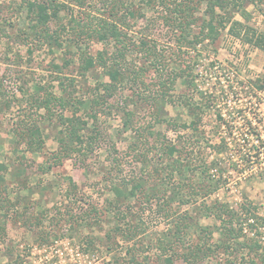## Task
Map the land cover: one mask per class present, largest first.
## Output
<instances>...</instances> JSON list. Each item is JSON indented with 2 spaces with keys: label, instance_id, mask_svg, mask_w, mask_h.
I'll list each match as a JSON object with an SVG mask.
<instances>
[{
  "label": "rangeland",
  "instance_id": "374dc122",
  "mask_svg": "<svg viewBox=\"0 0 264 264\" xmlns=\"http://www.w3.org/2000/svg\"><path fill=\"white\" fill-rule=\"evenodd\" d=\"M59 1L70 6L68 11L65 9L60 13L64 22H67L72 10L78 13L81 9L74 6L75 0ZM21 2L0 0V107L3 108L5 101L12 99L10 108L0 113V163L8 167L6 170L0 168V174L6 178L0 182V225L7 213L6 229L0 233V264H188L184 246L178 244L175 249H169L175 240L173 220L181 218L178 213L188 211L194 217L195 227L186 238L190 243L199 240L201 227L214 229L213 237L207 240L209 243L218 241L216 229L219 221L205 210V204L221 201L238 209L244 199L249 198L264 215V153L256 157L254 167L241 165L237 159L249 148L264 150V50L234 37L228 28L221 32L216 41L206 39L196 47L189 48L188 55L196 63L194 74L199 90L190 89L188 93L195 97L213 96V106L203 116L206 136L211 143H219L222 136L226 139L220 154L213 151L206 140L201 141L198 144L200 156L207 153L210 160L218 159L220 164L213 166L212 173L219 176L216 169L219 170L220 165L223 172L219 189L209 196L199 195L196 201L188 204L179 203L178 196L173 197L170 201L175 210L171 214L161 208L169 200L167 197L171 191L166 195L157 191L163 189L161 182L165 184L167 177L164 165L160 164V151L155 146L147 149L145 144L146 137L147 141L155 144V139H160V135L153 136L144 131L140 136L134 129L125 130L123 126L124 116L120 107L125 97L133 94L141 85L130 83L122 87L110 99L113 106L104 108L96 120L87 116L81 108L80 113L89 119V127L92 128L96 121L99 128L98 134L90 128L86 131L88 136L93 134L95 137L93 149L86 157L75 155L66 159L50 172H42L39 166L58 147L54 120L50 122L45 118V121L39 122L40 134L46 143L39 153L23 152L9 134L22 111L36 113L31 106V94L38 86L54 87L59 92L56 75H76L79 83L76 96L79 98H85L95 84L108 79L95 71L82 76L78 72L79 60L75 53L69 54L64 48L49 47L46 43L38 42L33 35L26 38L24 30L28 22ZM95 2L97 7L103 9L102 0ZM132 5L143 16L136 14V18H131L127 15L132 25L128 32L133 44L125 63H142L146 66L144 79L146 84H150L149 89L146 88L148 93L154 87V77L158 71L154 73L148 59L141 56V40L157 46L158 59L163 64L176 58L180 48L176 42L177 35L158 18L157 9L144 6L141 0L134 1ZM205 7L203 4L196 13L198 23ZM248 12L250 18L247 23L264 33V0L249 4ZM236 19L244 21L240 16H236ZM55 25L51 24L53 28ZM194 29L199 31L198 24ZM86 47L95 54L103 48V44L91 42ZM182 48L186 50L184 44ZM181 51L183 53L184 50ZM184 89L178 83L176 91L179 93ZM150 108L145 106L140 109L134 124L146 127L150 120ZM166 109L165 122L156 124L152 129L159 132L161 138H172L175 142L177 133L170 129L167 121L174 118L179 124L189 123L191 116L182 105L171 104ZM39 113L43 115L44 110ZM219 113L223 120L219 118ZM256 132L261 135L258 142L255 140ZM178 146H173L175 154ZM252 153H255L254 149ZM114 155L121 157L119 165H114ZM153 167H157V171L154 169L156 173ZM150 169L154 175L145 187L151 191V201L143 200V196L136 198V201L133 199L130 204L132 212L123 218H115L116 208L111 203L115 200L111 186L113 182L120 184L118 177L133 176ZM70 178L76 183L77 190L68 198ZM142 182L145 183L144 180ZM5 197L9 200V211H5ZM90 209L93 215L81 217L85 216L84 210ZM42 211L48 214L44 215V219L42 217L43 225L40 229L30 227L31 219H36ZM117 226H121V230H117ZM261 236L264 245V229ZM161 238L166 242L164 248L160 245ZM261 253L264 251L260 250ZM243 255L238 256L239 261ZM213 257L214 262L236 258L234 254L219 251ZM170 259L172 262H169Z\"/></svg>",
  "mask_w": 264,
  "mask_h": 264
},
{
  "label": "trees",
  "instance_id": "16d2710c",
  "mask_svg": "<svg viewBox=\"0 0 264 264\" xmlns=\"http://www.w3.org/2000/svg\"><path fill=\"white\" fill-rule=\"evenodd\" d=\"M102 1L103 9L96 6L95 0H75L74 6H79L81 9L78 13L72 10L67 22H64L60 13L62 10H69L68 3L59 0H22L21 5L25 9V18L28 22L27 29L24 30L26 38L33 35L38 42L46 43L49 47L64 48L69 54L75 53L79 60L78 72L80 75L86 76L95 71L108 79L95 84L85 98H79L76 96L78 77L64 73L56 75L59 92L55 91L54 87L38 86L35 93L31 94V106L35 108L36 113L22 111V114L18 115V119H15L9 134L15 138V142L22 147L23 152L39 153L44 150L46 144L40 134L39 122L40 120L45 121V118H48L49 121L54 120L58 133V147L39 166L42 172H50L53 167L61 165L66 159L75 155L86 157L93 149L95 137L93 134L88 136L86 131L90 128L93 133L98 134L99 128L96 121L92 128L89 127V119L80 113L81 108L87 116L96 120L104 108L113 106L110 99L122 87L130 83L145 86L144 90L139 87L133 91V94L125 97L126 99L120 107L124 116L123 126L125 130L134 129L140 136L144 131L150 132L153 136L160 135V139H155V144L147 141L146 137L145 144L147 149L155 146L160 151V164H163L166 170L165 184H168V187L161 182L166 188L162 185L163 189L157 191L164 195L171 191L167 197L169 200L161 205V208L172 214L175 209L170 200L173 197L178 196L179 203L188 204L196 201L199 195L209 196L219 189L223 172L220 165L219 170L221 171L216 169L220 175L212 173L213 166L220 164L218 159L210 160L207 153L200 156V145L198 144L201 141L206 140L213 151L220 154L224 150L222 143L225 144L226 139L222 136L219 143H211L209 137L206 136L203 116L213 106V96L195 97L194 94L188 93L190 89L199 90L198 84L195 83L197 80L194 74L196 63L188 55L189 48L196 47L198 43L206 39L216 41L221 32L228 28V32L234 37L264 50V33L257 31L247 23L250 18L248 5L255 4L256 0H141L144 6L157 9L158 18L177 35L176 42L180 48L177 57L171 59L172 63L163 64L162 60L158 59L160 55L157 46L141 40L139 46L140 52H142L141 56L148 59L154 73L158 71L154 77V87L148 93L150 84H146L144 79L146 66L142 63L141 65L125 63L133 44L128 32L132 25L129 23L127 15L136 18V14L143 16V13L141 11L137 13L134 10L132 3L136 0ZM203 4L206 7L203 17H200L201 22L198 23L199 17H196V13L201 10ZM88 7L89 9H87ZM236 16H240L244 21L236 19ZM53 23L56 24L54 28L51 26ZM196 24L199 26V31L194 29ZM91 42L102 43L103 48L92 54L90 48L86 47V44ZM183 44L186 50L182 48ZM181 50H184L183 53ZM159 65L163 68L161 70H165L164 73L161 72ZM178 83L185 87L179 93L176 91ZM257 83L260 87L262 86L259 84L260 82ZM11 101L12 99L5 101L3 108L0 107V113L10 108ZM171 104L182 105L188 109L191 116L189 123L179 124L174 118L167 121L170 129L177 133L175 142L172 138H168L169 140L161 138V134L152 129L156 124L164 121L163 118L168 114L166 108ZM145 106L151 107L150 120L146 127L137 126L134 124V120L138 111ZM40 110H44L43 115L39 113ZM218 116L223 120L221 113ZM139 135L137 136L138 140L140 139ZM256 136L255 140L259 141L260 133L256 132ZM176 142L180 144V147ZM173 146L179 147L177 154H175ZM252 149L255 150V153H259L255 155L252 153ZM260 153H264V150H259V147L257 149L249 148L248 152H244V155H240L241 157L239 156L237 159L241 165L254 167L256 157ZM120 159V156L114 155L112 157L114 165H119ZM167 160L168 162L165 164ZM238 160H236L237 165H239ZM116 162L118 163L116 164ZM0 168L6 170L8 167L0 163ZM155 168L157 171V167H153V172H155ZM152 174L154 175L150 169L133 176L118 177L117 181L120 184L113 182L111 186L115 192V200L111 203L116 208L115 218H123L128 212H132L130 204L133 199L136 201V198L139 199L140 196H143V200L151 201L149 197L151 191L145 186ZM4 179L6 180L0 174L1 183ZM70 182L69 191L67 190L68 198L72 192L77 190V185L72 178H70ZM8 204L9 200L5 197V211L11 210ZM91 210H89L90 212L84 210L85 216L81 217L86 218L93 215ZM205 210L219 221L216 229L219 234L218 241L215 243L207 241L209 237H213L215 232L209 227L200 228L199 240L192 243L187 241L186 238L196 223L191 213L184 211L182 214L178 213L181 215L180 219L173 220L172 231L174 230L175 240L169 245L170 250L175 249L178 244L184 246L186 248L185 259L188 264H264V253L259 254L260 250L264 251V245L260 239L262 237L261 230L264 229V215L259 212L255 203L249 198H245L239 208L235 209L226 202L215 201L210 205L205 204ZM44 215L48 214L43 211L37 214L36 219H31L29 226L40 229L44 222V220L42 221ZM6 216L7 213H5V220H2L3 223L0 225V233L6 229ZM95 216H99V214ZM116 229L121 230V226H117ZM46 236L48 237L49 234L46 233ZM46 236L42 235L41 237L47 240ZM165 243V240L161 238L160 245L163 248ZM216 251L229 252L236 258L231 261L219 259L214 262L211 258H214ZM240 254H244L240 257L242 262L239 261ZM169 262L172 260L170 259Z\"/></svg>",
  "mask_w": 264,
  "mask_h": 264
},
{
  "label": "built area",
  "instance_id": "2783aa9c",
  "mask_svg": "<svg viewBox=\"0 0 264 264\" xmlns=\"http://www.w3.org/2000/svg\"><path fill=\"white\" fill-rule=\"evenodd\" d=\"M256 142H258V140Z\"/></svg>",
  "mask_w": 264,
  "mask_h": 264
}]
</instances>
